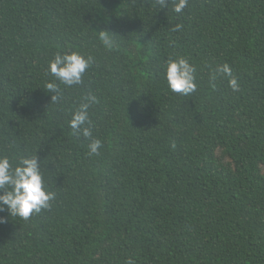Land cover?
Listing matches in <instances>:
<instances>
[{
	"label": "trees",
	"instance_id": "1",
	"mask_svg": "<svg viewBox=\"0 0 264 264\" xmlns=\"http://www.w3.org/2000/svg\"><path fill=\"white\" fill-rule=\"evenodd\" d=\"M69 50L94 63L51 103ZM179 56L190 96L167 85ZM224 63L237 92L210 83ZM88 94L93 136H74ZM0 154H37L56 193L27 221L0 212V264H264V0H0Z\"/></svg>",
	"mask_w": 264,
	"mask_h": 264
},
{
	"label": "clouds",
	"instance_id": "2",
	"mask_svg": "<svg viewBox=\"0 0 264 264\" xmlns=\"http://www.w3.org/2000/svg\"><path fill=\"white\" fill-rule=\"evenodd\" d=\"M172 3V10L180 14L188 5L189 0H156L159 8H168ZM182 25L177 24L172 29L180 31ZM99 39L106 49L111 50L113 40L106 31H99ZM94 63V57L85 55L79 51L57 52L54 59L50 61L48 73L54 78L46 83L45 89L53 93L51 103H59L63 99V91L60 84L71 88L74 85L84 83V75ZM218 77L226 78L229 87L237 92L240 85L233 75L232 68L228 63H224L215 68L210 76V83L215 87ZM166 80L169 89L183 96H190L196 92L197 69L190 63L189 59L179 56L176 59H169L166 62ZM59 82V83H57ZM98 103L95 94H88L83 97V101L72 114L69 126L74 136L82 135L85 138H92L93 124L90 117V108ZM100 139H92L88 144V155H99L102 148ZM172 148H176V142H172ZM56 199V193L51 191L44 178L41 169V162L36 155L9 156L0 154V212L7 211L11 217H19L25 221L33 214H38L42 210L50 209L52 202ZM6 220L0 216V224ZM128 264H133L129 259Z\"/></svg>",
	"mask_w": 264,
	"mask_h": 264
}]
</instances>
